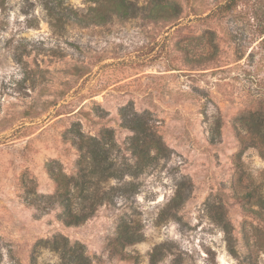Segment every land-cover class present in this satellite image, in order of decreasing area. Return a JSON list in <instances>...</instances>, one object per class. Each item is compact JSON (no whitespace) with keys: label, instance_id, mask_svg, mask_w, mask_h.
<instances>
[{"label":"rangeland","instance_id":"rangeland-1","mask_svg":"<svg viewBox=\"0 0 264 264\" xmlns=\"http://www.w3.org/2000/svg\"><path fill=\"white\" fill-rule=\"evenodd\" d=\"M131 1L0 0V264H264V0Z\"/></svg>","mask_w":264,"mask_h":264},{"label":"trees","instance_id":"trees-1","mask_svg":"<svg viewBox=\"0 0 264 264\" xmlns=\"http://www.w3.org/2000/svg\"><path fill=\"white\" fill-rule=\"evenodd\" d=\"M96 3L95 9H101L104 12L109 11L111 13H116L123 17L135 15L137 13L138 7L135 3L131 0H93ZM167 7H172L174 10L177 9L175 3H170ZM135 131L140 132V129H135ZM151 142L159 143L156 139H150ZM148 142V141H145ZM150 142V141H149ZM157 143V144H158ZM150 158L147 157L145 149H141V153L138 154L137 162H136V169L142 170L145 165L147 164ZM113 166L112 162H108V156H103L98 158L97 156L93 157L88 164L89 169L92 173L107 176V171ZM58 180V178H56ZM58 182V181H57ZM60 185V184H59ZM60 187V186H59ZM62 189V187H60ZM67 188V186H66ZM138 184L135 182H129L124 189L121 187L122 191L127 195L131 196L133 193L137 192ZM69 190V188H67ZM115 189H111L105 192L106 198L108 200H113L112 191ZM65 194V190H61L59 192V196L63 197ZM104 198V197H103ZM176 199V206H179L182 202V197H178ZM65 204V214L62 216V220L66 225H79L83 221H85L94 211L96 207V203L99 199L94 197V200H91L88 203H85L82 207L77 210H74L72 207V202L69 197H67ZM123 233L121 232L120 236ZM124 236V235H123ZM130 238V237H128ZM131 240V239H130ZM54 249L61 251L64 255L65 259H67L68 264H89V259L85 256L83 250L84 247L80 243L70 244L69 240L62 236H55L53 241L50 242Z\"/></svg>","mask_w":264,"mask_h":264}]
</instances>
